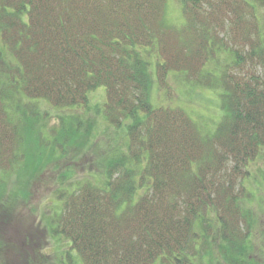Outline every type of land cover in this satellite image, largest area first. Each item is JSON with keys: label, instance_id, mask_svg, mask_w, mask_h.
I'll list each match as a JSON object with an SVG mask.
<instances>
[{"label": "trees", "instance_id": "trees-1", "mask_svg": "<svg viewBox=\"0 0 264 264\" xmlns=\"http://www.w3.org/2000/svg\"><path fill=\"white\" fill-rule=\"evenodd\" d=\"M181 3L185 22L175 27L166 21V0H0L1 173L17 170L27 145L39 158L67 143L82 146L79 125L31 139L32 129H46L42 101L88 106L90 93L103 86L106 100L95 109L117 132L101 176L58 191L62 205L49 223L70 246L60 250L62 264L260 262L250 259L254 212L243 182L249 163L264 154L256 6ZM152 48L160 83L175 71L194 89H220L223 113L213 132L182 106L152 101ZM241 68L251 72L239 76ZM90 128L85 136L95 138ZM2 208L0 215L11 207Z\"/></svg>", "mask_w": 264, "mask_h": 264}, {"label": "rangeland", "instance_id": "rangeland-1", "mask_svg": "<svg viewBox=\"0 0 264 264\" xmlns=\"http://www.w3.org/2000/svg\"><path fill=\"white\" fill-rule=\"evenodd\" d=\"M249 1L256 6L255 11L264 40V0ZM165 13L169 25L181 27L184 24L181 0H166ZM227 30L229 33V28L220 31L221 36L226 37ZM151 52L152 56L149 59H152L150 64L152 70L149 67V71L152 74V101L157 105L182 106L190 116L204 123L201 125L206 132H213L219 121L215 122V120L223 113L220 89L207 90L199 88L200 86L194 89L175 71L169 72L164 84L160 83L155 65L159 51L152 48ZM222 54L224 56V53ZM235 72L240 76L242 72L247 73L251 70L241 68ZM255 73L264 78V66H257ZM105 100V88L101 86L90 93L88 106L60 109L53 108L44 101L40 103L38 109L42 113L41 121H44L46 129L42 134L38 129H32L36 131L32 140H43L45 135L47 139L54 138L64 128L79 125L81 129L76 128L82 135L81 139L77 140L83 143L82 146L67 143L65 151H62L60 146H57L55 151L48 149L41 156L42 158L35 157L34 153L32 156V151L36 148L32 146L31 149L27 145V154L18 166V168L23 167L22 169L17 168L15 172L7 175H3L0 171V212L2 213L3 205L7 208L11 207L8 208L7 214L0 215V264H62L63 257L60 255V250L66 251L70 246L65 239L57 240L52 235L50 216L62 205L58 200V191L61 188L72 187L78 179L92 175L101 176L104 171V160L109 148L116 143L117 135L115 129L108 126L101 111L95 109L99 102L104 103ZM79 117L81 122L77 123ZM89 125L93 127V134L96 133L95 138L86 137V128L91 129ZM35 145L38 147L37 144ZM263 155L260 153L249 163L248 175L243 180L251 192L247 205L254 212V223L250 234L252 246L250 259L259 258V264H264ZM73 261L72 263L70 259L68 264H76V261ZM253 264L257 263L253 262Z\"/></svg>", "mask_w": 264, "mask_h": 264}]
</instances>
